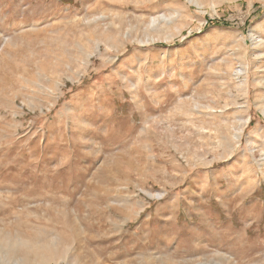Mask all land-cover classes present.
Here are the masks:
<instances>
[{
  "label": "rangeland",
  "instance_id": "1",
  "mask_svg": "<svg viewBox=\"0 0 264 264\" xmlns=\"http://www.w3.org/2000/svg\"><path fill=\"white\" fill-rule=\"evenodd\" d=\"M0 264H264V0H0Z\"/></svg>",
  "mask_w": 264,
  "mask_h": 264
}]
</instances>
